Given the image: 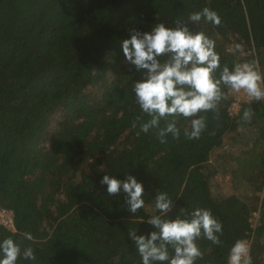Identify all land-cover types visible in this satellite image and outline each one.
Listing matches in <instances>:
<instances>
[{
  "label": "trees",
  "instance_id": "1",
  "mask_svg": "<svg viewBox=\"0 0 264 264\" xmlns=\"http://www.w3.org/2000/svg\"><path fill=\"white\" fill-rule=\"evenodd\" d=\"M204 7L219 26L188 22ZM177 21L212 39L222 66L255 62L264 86V0H0V209L13 212L15 226L0 225V237L31 246L32 264H140L127 234L152 230L146 219L158 214L160 191L173 201L172 218L200 207L222 223L221 244L197 241L196 264H227L231 246L247 239L253 264H264V101L231 115L222 88L217 110L198 114L207 125L199 139L183 136V117L181 135L165 143L156 129L139 130L150 119L132 92L141 73L129 69L120 42ZM224 161L236 187L229 193L213 184ZM104 174L135 175L144 207L131 215L123 192L107 194Z\"/></svg>",
  "mask_w": 264,
  "mask_h": 264
},
{
  "label": "clouds",
  "instance_id": "2",
  "mask_svg": "<svg viewBox=\"0 0 264 264\" xmlns=\"http://www.w3.org/2000/svg\"><path fill=\"white\" fill-rule=\"evenodd\" d=\"M187 20L192 25L201 20L214 27L221 24L219 14L208 7L190 13ZM120 49L129 69L141 73L132 85V92L140 112L150 119L141 123L139 130L147 134L150 129H156L160 143H165L169 135L173 138L181 135L178 117L190 122V127L183 128V136L189 140L199 139L207 125L205 118L198 114L217 110L218 104L226 98L222 88L243 92L250 102L264 101L262 77L255 62L234 63L231 68L227 64L222 66L215 42L202 31L191 30L187 23L177 21L173 27L161 22L149 30H132L120 42ZM229 51L240 52L241 44L236 43ZM241 119L250 121L249 109H244ZM161 121L166 122L165 126H160ZM132 126L136 127V123ZM100 183L106 185L110 196L125 194L124 204L131 215L144 207L145 187L135 175L118 179L104 174ZM172 207L173 201L168 194L157 192L154 211L158 214L146 219L152 230L140 234L136 229L128 231L140 264H196L203 255L197 244L200 238L213 245L221 244L223 226L210 210L182 207L172 218L169 215ZM23 237L29 241L33 239L30 233H24ZM35 259L31 246L22 249L13 236L0 237V264H24V261L32 264ZM227 264H253L245 241L237 240L231 246Z\"/></svg>",
  "mask_w": 264,
  "mask_h": 264
},
{
  "label": "built area",
  "instance_id": "3",
  "mask_svg": "<svg viewBox=\"0 0 264 264\" xmlns=\"http://www.w3.org/2000/svg\"><path fill=\"white\" fill-rule=\"evenodd\" d=\"M257 67H256V70L261 75L260 69H259V67L258 68ZM262 83H263V81H262ZM230 96H231V102H230L228 110H229V113L231 115L236 114L238 112V110L240 109V107H241L243 102L249 101V98L243 92L234 93V92L230 91ZM13 215L14 214H13V212L11 210L0 209V225L6 227L8 229H14L15 226H14ZM244 241L247 243V245L249 246V249H250L251 239H247V240H244Z\"/></svg>",
  "mask_w": 264,
  "mask_h": 264
},
{
  "label": "rangeland",
  "instance_id": "4",
  "mask_svg": "<svg viewBox=\"0 0 264 264\" xmlns=\"http://www.w3.org/2000/svg\"><path fill=\"white\" fill-rule=\"evenodd\" d=\"M228 163H226V161H224L223 163V169L220 170L217 175L215 176V179H213V184L216 185V189L221 192V193H229L230 191L235 190L234 188L235 185H232V183L230 182V175L228 173V170H226L227 168L225 167ZM226 170V172H224ZM237 189H239L238 191L241 193V191H244L243 188L237 187ZM255 216V221L258 219V213L254 214Z\"/></svg>",
  "mask_w": 264,
  "mask_h": 264
}]
</instances>
